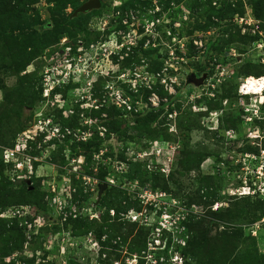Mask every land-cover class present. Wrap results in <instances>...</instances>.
<instances>
[{
  "label": "rangeland",
  "instance_id": "1",
  "mask_svg": "<svg viewBox=\"0 0 264 264\" xmlns=\"http://www.w3.org/2000/svg\"><path fill=\"white\" fill-rule=\"evenodd\" d=\"M88 1L0 0V148L42 105L76 134L0 158V264H264V0Z\"/></svg>",
  "mask_w": 264,
  "mask_h": 264
},
{
  "label": "built area",
  "instance_id": "2",
  "mask_svg": "<svg viewBox=\"0 0 264 264\" xmlns=\"http://www.w3.org/2000/svg\"><path fill=\"white\" fill-rule=\"evenodd\" d=\"M156 2L157 0H153ZM158 22V20H156ZM154 25V21L151 23ZM194 45L199 46V48H202V42L194 41ZM61 71H58V68L51 67L48 70L46 69L44 71V78H43V96L48 97L51 90H53L57 85L60 84V82H57L54 80L53 75L57 76V74L61 75L62 73L65 74L64 71L68 70L67 73L71 71L72 65L70 64L68 59L64 60V64L62 66ZM73 71V70H72ZM61 73V74H60ZM66 73V77L69 75ZM249 78V77H248ZM248 78L243 81V83L240 85L239 90L242 86L246 85V82H248ZM258 79V78H257ZM61 83H68L63 82ZM264 89L262 90L261 94L259 95H253L257 96L262 100L264 99L263 96ZM240 93V92H239ZM241 94V93H240ZM242 96H252L250 94H241ZM116 104L121 107L122 109L125 108L128 111H130V106L127 104L126 101L122 99L121 96H116ZM57 102H59V97H57ZM53 104L52 102H50ZM155 105V104H154ZM156 106V105H155ZM46 107V104H45ZM61 108V107H59ZM44 105L38 106L33 114V121L32 124L28 129H25L18 133L16 138L14 139V143L9 148H0V158L2 159L4 164H8L9 169L5 171V175L13 184L22 182L23 179H25L27 176L32 174V161H36L38 159H41L39 157H32V155H29L26 151L33 150V149H41V143L42 144H48L49 142H52V145L50 148L55 146L56 143L63 144L66 141H69L71 139V136H76V134H73L71 130L67 126H63L60 124V122L56 121V115L53 113L47 112L44 114ZM245 112L248 113L249 120L252 119H263L261 116L260 111L257 110H250L245 109ZM64 116H66V112L62 113ZM154 154L156 155V158H160L161 162L159 163L158 171L162 172L163 174H168L170 172V158L168 156V153L162 151V148L159 147L158 150H154ZM163 157V158H162ZM75 161V160H73ZM76 163H80V161L76 160ZM26 171V172H25ZM108 185H113V180H107L106 181ZM54 202H57L59 204V209H62L61 202L59 195L54 199ZM19 210H9L7 213H10L11 215H15V213H18ZM61 212V210L59 211Z\"/></svg>",
  "mask_w": 264,
  "mask_h": 264
},
{
  "label": "water",
  "instance_id": "3",
  "mask_svg": "<svg viewBox=\"0 0 264 264\" xmlns=\"http://www.w3.org/2000/svg\"><path fill=\"white\" fill-rule=\"evenodd\" d=\"M100 8V1L99 0H89L88 2L82 4L76 11L75 14H79V13H83V12H89L91 10H95ZM192 82L199 86L202 81L200 79L197 78H193ZM107 187V185L102 184L99 186V193H98V197H100L101 193L103 192V190Z\"/></svg>",
  "mask_w": 264,
  "mask_h": 264
},
{
  "label": "trees",
  "instance_id": "4",
  "mask_svg": "<svg viewBox=\"0 0 264 264\" xmlns=\"http://www.w3.org/2000/svg\"><path fill=\"white\" fill-rule=\"evenodd\" d=\"M250 77H253V76L250 75L249 78H250ZM249 78H248V79H249ZM262 79L264 80L263 77H262ZM263 84H264V81H263ZM2 167H3V166H2V164H1V162H0V176L6 178V177L4 176V172H3V168H2Z\"/></svg>",
  "mask_w": 264,
  "mask_h": 264
},
{
  "label": "bare ground",
  "instance_id": "5",
  "mask_svg": "<svg viewBox=\"0 0 264 264\" xmlns=\"http://www.w3.org/2000/svg\"><path fill=\"white\" fill-rule=\"evenodd\" d=\"M247 83H248V82H247ZM247 83H246V84H247ZM244 86H246V85H244ZM244 86L241 87V89L239 90V92L243 89ZM245 89H246V88H245ZM258 94H259V93H258ZM261 99H262V98H261ZM244 193H246V192H241L240 195H244Z\"/></svg>",
  "mask_w": 264,
  "mask_h": 264
}]
</instances>
